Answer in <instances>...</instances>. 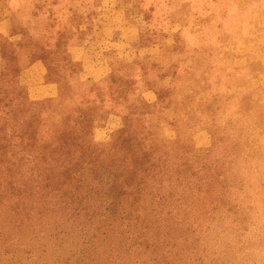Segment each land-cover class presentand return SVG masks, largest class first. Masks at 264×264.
<instances>
[{
    "label": "rangeland",
    "instance_id": "374dc122",
    "mask_svg": "<svg viewBox=\"0 0 264 264\" xmlns=\"http://www.w3.org/2000/svg\"><path fill=\"white\" fill-rule=\"evenodd\" d=\"M259 49L264 0H0L2 87L32 100L28 82L55 83L40 100L63 118L86 112L97 144L128 120L144 148L169 146L186 173L172 199L180 205L188 190L190 212L155 217L146 195L139 214L114 223L93 195L64 208L75 173L57 164L35 178L31 165H12L0 179V264H264V230L248 236L264 212V88L252 81L263 72L258 59L245 70L236 61ZM243 84L252 99L234 100ZM194 180L208 181L201 195L187 187Z\"/></svg>",
    "mask_w": 264,
    "mask_h": 264
},
{
    "label": "trees",
    "instance_id": "16d2710c",
    "mask_svg": "<svg viewBox=\"0 0 264 264\" xmlns=\"http://www.w3.org/2000/svg\"><path fill=\"white\" fill-rule=\"evenodd\" d=\"M2 81L0 78V97L8 92L13 99L20 100H0V179L12 175V165L18 170L31 165L36 178L41 171L53 170L59 164L65 172L76 175V193L72 199L62 202L65 209L76 206L74 210L78 211L81 204L93 195V207L101 212V216L114 223L118 220L125 223L133 212H141L139 201L148 195L150 205L146 209L153 216L159 217L166 207L171 208V213L185 208L188 216L190 212L183 202L188 190L179 198L180 205L172 199L174 192H178L176 185L186 173L176 169L179 156L174 159L165 153L169 146L163 150L144 148L146 138L143 132L129 134L131 125L128 120L125 129L109 145L97 144L88 139L89 131L84 126L86 112L83 110L80 114L63 118L62 113H58L59 104H54V100H23L24 94L19 88L9 84L4 88ZM8 153L14 160L7 157ZM203 184L201 180H194L187 187L201 195L203 192L197 187H204ZM90 185L91 191L78 199L79 193ZM149 186L153 192L148 191Z\"/></svg>",
    "mask_w": 264,
    "mask_h": 264
},
{
    "label": "crops",
    "instance_id": "0c3cea01",
    "mask_svg": "<svg viewBox=\"0 0 264 264\" xmlns=\"http://www.w3.org/2000/svg\"><path fill=\"white\" fill-rule=\"evenodd\" d=\"M243 56H239L236 58V61L240 67V69L245 70L247 65L252 66L253 63H255L256 59H258L259 63H257V65L260 66L261 68V72H263V74H261V76L258 77H254V79H252L253 82H257L259 87H263L264 88V49H259L257 51H247L246 53L242 54ZM255 56V57H254ZM38 68H42L41 64H34L33 66H31L27 71V74L30 73V75H34L35 74V70ZM44 73V72H43ZM26 74V75H27ZM35 78V76L33 77ZM29 84V89L31 91L30 97L32 99H43V98H48V97H54L57 93V85L55 83H40V82H36V80H32L31 82H28ZM255 85V84H253ZM251 87L246 86V85H239V87H237L235 94L233 95L232 98H234V100H251L252 97L248 96L247 93L249 89ZM248 90V91H246ZM33 91V93H32ZM35 95V96H34Z\"/></svg>",
    "mask_w": 264,
    "mask_h": 264
},
{
    "label": "clouds",
    "instance_id": "9594fccd",
    "mask_svg": "<svg viewBox=\"0 0 264 264\" xmlns=\"http://www.w3.org/2000/svg\"><path fill=\"white\" fill-rule=\"evenodd\" d=\"M264 230V212L259 208L252 215V223L249 225L248 236L252 237L254 234ZM257 251H264L257 249Z\"/></svg>",
    "mask_w": 264,
    "mask_h": 264
}]
</instances>
